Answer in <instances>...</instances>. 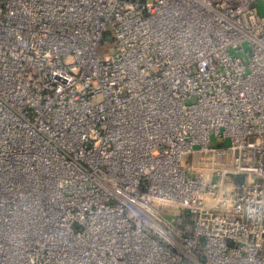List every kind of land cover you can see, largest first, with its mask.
Wrapping results in <instances>:
<instances>
[{
  "label": "built area",
  "instance_id": "obj_1",
  "mask_svg": "<svg viewBox=\"0 0 264 264\" xmlns=\"http://www.w3.org/2000/svg\"><path fill=\"white\" fill-rule=\"evenodd\" d=\"M0 264H264V0H0Z\"/></svg>",
  "mask_w": 264,
  "mask_h": 264
},
{
  "label": "rangeland",
  "instance_id": "obj_2",
  "mask_svg": "<svg viewBox=\"0 0 264 264\" xmlns=\"http://www.w3.org/2000/svg\"><path fill=\"white\" fill-rule=\"evenodd\" d=\"M99 53L102 55V54H106L107 51L105 50V48H100L99 49ZM192 159H194V157H192L191 155H188V156H184L183 157V164L188 167L192 161ZM201 166L204 165L203 163L200 164ZM199 170V169H197Z\"/></svg>",
  "mask_w": 264,
  "mask_h": 264
},
{
  "label": "water",
  "instance_id": "obj_3",
  "mask_svg": "<svg viewBox=\"0 0 264 264\" xmlns=\"http://www.w3.org/2000/svg\"><path fill=\"white\" fill-rule=\"evenodd\" d=\"M241 180H242V176L236 178V181H237V182H240Z\"/></svg>",
  "mask_w": 264,
  "mask_h": 264
}]
</instances>
